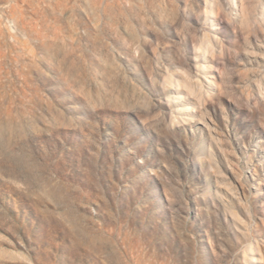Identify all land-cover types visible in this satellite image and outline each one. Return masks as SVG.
Instances as JSON below:
<instances>
[{"label":"rangeland","instance_id":"374dc122","mask_svg":"<svg viewBox=\"0 0 264 264\" xmlns=\"http://www.w3.org/2000/svg\"><path fill=\"white\" fill-rule=\"evenodd\" d=\"M0 264H264V0H0Z\"/></svg>","mask_w":264,"mask_h":264},{"label":"bare ground","instance_id":"6f19581e","mask_svg":"<svg viewBox=\"0 0 264 264\" xmlns=\"http://www.w3.org/2000/svg\"><path fill=\"white\" fill-rule=\"evenodd\" d=\"M207 42H208L209 44H212L213 39H212L211 37L207 36Z\"/></svg>","mask_w":264,"mask_h":264}]
</instances>
